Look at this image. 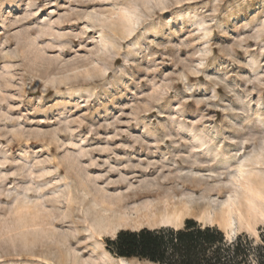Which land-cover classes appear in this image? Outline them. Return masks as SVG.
<instances>
[{"label":"rangeland","instance_id":"374dc122","mask_svg":"<svg viewBox=\"0 0 264 264\" xmlns=\"http://www.w3.org/2000/svg\"><path fill=\"white\" fill-rule=\"evenodd\" d=\"M248 176L264 0H0V264H118L99 223L158 229L156 194L219 209ZM233 223L258 245L264 216Z\"/></svg>","mask_w":264,"mask_h":264},{"label":"trees","instance_id":"16d2710c","mask_svg":"<svg viewBox=\"0 0 264 264\" xmlns=\"http://www.w3.org/2000/svg\"><path fill=\"white\" fill-rule=\"evenodd\" d=\"M115 235L105 240V250L140 264H264V230L258 245L245 234L227 241L216 227H203L190 219L177 230H120Z\"/></svg>","mask_w":264,"mask_h":264},{"label":"bare ground","instance_id":"6f19581e","mask_svg":"<svg viewBox=\"0 0 264 264\" xmlns=\"http://www.w3.org/2000/svg\"><path fill=\"white\" fill-rule=\"evenodd\" d=\"M234 182L239 185V188H241L239 189L241 190L240 193L235 190L229 191L223 202L220 204L219 209L215 208L217 209L216 211L210 204L204 207L194 206L193 202L192 204L191 201L187 200L188 198L186 201L180 200L179 197L180 201L174 203L173 199L175 197L177 199L178 194L173 191V194H176L174 197L168 195L162 196L159 195L160 193L156 194L155 197H152L156 203L151 204V206L152 209L156 210H154V212H152V210L148 214L145 213L141 217L144 219L146 218L147 220L152 219L159 225V228L170 227L175 230L182 227L181 225L183 224L185 218L195 217L196 221L203 227L213 226L212 224L218 225L222 228L225 239H230L237 233L236 229L233 228V222L237 220L238 226H243L245 229L247 228V230L255 233L253 230L254 220L259 216H264L261 210V206L264 205V177L255 178L248 176L240 182L237 180ZM183 187L191 196L192 194L195 195L197 193L194 187L185 185ZM220 192L221 190L217 191V195H219ZM144 197L148 199L151 195L144 194L143 198ZM147 205H150V202L149 204H144V207ZM234 217L236 219H234ZM123 223H125V219L122 216L115 218L113 223L109 222L103 225L99 223L97 225L96 234L99 236H116L115 234L117 229ZM104 255L115 259L107 251L104 252ZM116 260L118 264H128L125 259L116 258Z\"/></svg>","mask_w":264,"mask_h":264},{"label":"water","instance_id":"95a60500","mask_svg":"<svg viewBox=\"0 0 264 264\" xmlns=\"http://www.w3.org/2000/svg\"><path fill=\"white\" fill-rule=\"evenodd\" d=\"M173 229V228H172ZM138 231V230H137Z\"/></svg>","mask_w":264,"mask_h":264}]
</instances>
